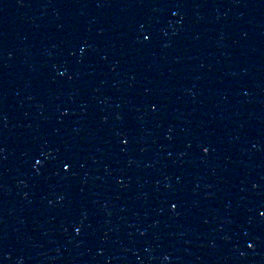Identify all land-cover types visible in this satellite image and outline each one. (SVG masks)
Listing matches in <instances>:
<instances>
[{
	"label": "water",
	"instance_id": "obj_1",
	"mask_svg": "<svg viewBox=\"0 0 264 264\" xmlns=\"http://www.w3.org/2000/svg\"><path fill=\"white\" fill-rule=\"evenodd\" d=\"M0 264H264V0H0Z\"/></svg>",
	"mask_w": 264,
	"mask_h": 264
}]
</instances>
